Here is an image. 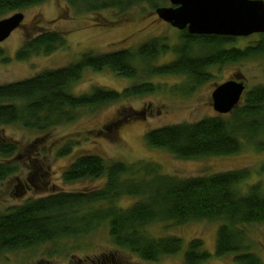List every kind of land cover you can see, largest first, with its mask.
<instances>
[{
	"label": "trees",
	"instance_id": "obj_1",
	"mask_svg": "<svg viewBox=\"0 0 264 264\" xmlns=\"http://www.w3.org/2000/svg\"><path fill=\"white\" fill-rule=\"evenodd\" d=\"M43 1L0 0V18ZM62 1L79 12L104 9L123 12L143 4L155 9L168 2ZM179 32L182 37L179 38L180 48L172 50L175 57L166 63L156 64L155 61L168 51L167 38L152 37L131 48L86 51L63 67L45 69L24 79L0 84V129L16 124L45 132L52 126L74 120L76 111L93 110L119 99L153 93L158 89L162 91L164 88L152 81L154 77L172 75L183 78L182 84L173 90L185 94L210 78L212 66L264 59V32L257 33V37L244 46L236 45L235 37L231 36L195 35L186 29ZM25 37L15 52L16 59L47 55L65 45V34L56 30H40ZM196 44L204 52L200 50L198 56L190 55V49ZM3 55L4 50L0 47V60H7ZM85 68L93 71L107 68L118 76L131 79L132 83L120 91L94 86L84 93L73 94L69 87ZM131 112L132 117L142 114L135 110ZM129 117L119 114L96 132L105 133L104 126ZM143 140L149 148L164 150L180 159L226 156L245 146L263 151L264 84L245 90L239 103L226 114L151 128L143 134ZM43 143L46 141L37 137L21 149L17 141L6 139L1 133L0 181L19 169L21 162L27 159L26 149H33L31 154L36 158L48 157V151L52 149L59 157L70 154L76 145V141L69 138L58 147L50 143L42 147ZM259 169L264 172V164ZM250 172L249 169H234L179 177L161 172L158 164L150 161L125 163L107 161L97 154L76 155L61 171V181L103 177V183L80 191L56 190L28 198L0 212V254L32 250L44 244L48 245L46 252L50 258L53 252L65 253L79 247V239L105 225L115 250L127 251L149 262L181 251V264H203L211 255L204 250L200 238H191L183 247L179 236H154L147 227L156 222L176 226L208 220L217 225L214 237L216 256L231 254L235 264H262L247 236V227L264 224V190L259 182L250 184L243 193L238 189ZM35 175L42 179L41 172ZM39 182L42 185L45 181ZM123 196L135 197V200L129 206H119L117 200ZM88 264H119V261L111 250L88 259Z\"/></svg>",
	"mask_w": 264,
	"mask_h": 264
},
{
	"label": "rangeland",
	"instance_id": "obj_2",
	"mask_svg": "<svg viewBox=\"0 0 264 264\" xmlns=\"http://www.w3.org/2000/svg\"><path fill=\"white\" fill-rule=\"evenodd\" d=\"M166 5L167 1L161 6ZM21 12L23 18L20 25L0 41V47L4 50L3 56L7 59L0 60V84L21 80L45 69L63 67L76 61L80 54L86 51L108 52L131 48L152 37L167 38L168 51L159 55L155 61L156 64L166 63L173 60V51L180 48L179 38L182 39L177 28L158 18L154 9L145 4L130 7L123 12L117 9L79 12L62 0H44ZM47 29L64 33L65 45L47 55L15 58V52L26 40L25 36ZM256 35L257 33L235 37V44L244 46L255 39ZM200 50L201 53L204 52L197 44L193 45L189 54L198 56ZM182 79L172 75L154 77L152 81L164 88L162 91L158 89L153 93L119 99L93 110L76 111L74 120L52 126L45 132L29 130L16 124L1 127L0 134L6 139L17 141L21 149L30 145L37 137L46 141L43 146L39 145L42 147L49 143L54 147L62 146L67 138L75 140L76 145L70 154L59 157L53 154L51 146L48 157L36 158L31 154L33 149H26L27 159L21 162L19 169L0 181V212L26 198H36L56 190L80 191L100 186L104 181L103 177L61 181V171L74 156L80 154H97L107 161L125 163L150 161L158 164L161 172L179 177L249 169L250 175L245 182L240 183L239 191L245 192L247 187L255 182H259L264 190V172L259 169V166L264 164V150L256 151L245 146L237 153L226 156L180 159L164 150L149 148L143 140V134L148 129L165 124L194 122L205 116L217 115L212 108L210 94L215 85L223 81L233 79L242 82L244 91L254 85L264 84V59L212 66L208 80L194 87L189 93H174L173 87L181 85L184 81ZM130 83L131 79L118 76L107 68L100 71L85 68L79 79L70 85L69 90L73 94H81L98 86L120 91ZM181 89L184 91L183 87ZM132 110L142 114L132 117ZM119 114L130 117L104 126L105 133L96 132V129L112 122ZM35 172L42 173L41 180L45 181L44 185H41L38 177L31 176ZM134 198L123 196L117 200V204L129 206ZM216 226L215 222L208 220L190 221L176 226L156 222L150 224L147 230L154 236L177 235L181 238L183 247L191 238H200L204 250L211 255L203 264H235L231 254H214ZM247 236L254 244L253 250L264 264V224H252L247 227ZM79 240V247L65 253L53 252L50 258L46 252L48 245L44 244L32 250L5 252L0 254V264H88V259H95V256L99 257L111 250L114 251L119 264H181V251L178 255L165 256L158 261L149 262L127 251L115 250L105 225L95 228L92 233Z\"/></svg>",
	"mask_w": 264,
	"mask_h": 264
},
{
	"label": "water",
	"instance_id": "obj_3",
	"mask_svg": "<svg viewBox=\"0 0 264 264\" xmlns=\"http://www.w3.org/2000/svg\"><path fill=\"white\" fill-rule=\"evenodd\" d=\"M154 11L170 26L195 35L241 37L264 32L263 0H168V5ZM22 18L20 11L0 18V41L20 25ZM243 92L242 82L233 79L215 85L210 94L212 108L218 115L230 112Z\"/></svg>",
	"mask_w": 264,
	"mask_h": 264
},
{
	"label": "flooded vegetation",
	"instance_id": "obj_4",
	"mask_svg": "<svg viewBox=\"0 0 264 264\" xmlns=\"http://www.w3.org/2000/svg\"><path fill=\"white\" fill-rule=\"evenodd\" d=\"M35 174H36V172L33 173V174H31V176H36ZM32 183H33V182H32ZM43 183H45V182H43ZM43 183H42V185H44ZM35 185H36V183H35ZM30 198H31V197H30ZM26 199H28V198H26ZM26 199H24V200H26ZM24 200H23V201H24ZM23 201H22V202H23ZM20 203H21V202H20ZM18 204H19V203H18ZM14 205H17V204H14ZM11 206H12V205H11ZM9 207H10V206H9ZM6 208H8V207H6ZM6 208H5V210H6ZM5 210H4V211H5ZM4 211H3V212H4Z\"/></svg>",
	"mask_w": 264,
	"mask_h": 264
}]
</instances>
